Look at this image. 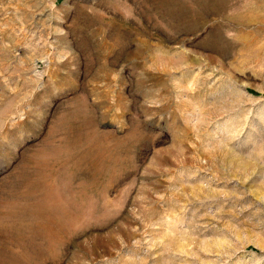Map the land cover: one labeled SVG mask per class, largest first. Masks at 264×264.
<instances>
[{
    "label": "rangeland",
    "instance_id": "obj_1",
    "mask_svg": "<svg viewBox=\"0 0 264 264\" xmlns=\"http://www.w3.org/2000/svg\"><path fill=\"white\" fill-rule=\"evenodd\" d=\"M0 264H264V0H0Z\"/></svg>",
    "mask_w": 264,
    "mask_h": 264
}]
</instances>
